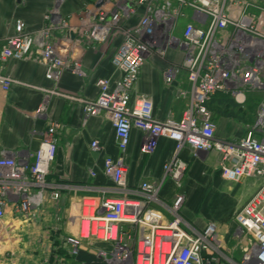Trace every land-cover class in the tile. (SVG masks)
<instances>
[{
	"label": "built area",
	"instance_id": "1",
	"mask_svg": "<svg viewBox=\"0 0 264 264\" xmlns=\"http://www.w3.org/2000/svg\"><path fill=\"white\" fill-rule=\"evenodd\" d=\"M62 1L54 0L52 10L43 16V26L34 32L26 31L25 23L15 19L13 33L0 47V60L32 59L44 67V78L54 85L65 71L82 76L79 61L66 58L51 41L53 29L70 30L69 19L58 12ZM89 1L105 3L74 35L92 48L118 37L110 63L119 78L113 84L97 79L94 100H69L80 103L85 118L103 114L110 120L121 154L127 148L131 129L146 134L140 154H151L158 137L174 142L175 154L163 164L160 180L141 182L137 189L126 185L122 155L115 160L104 158L103 173L114 193L121 196L82 200L80 233L64 238L65 254L74 259L83 242H102L110 250H99L96 256L105 264H128L132 260L128 247L131 236L124 228L129 227L141 233L132 264H217L220 242L216 225L208 223L197 231L180 216L184 195L179 189L187 167L180 152L188 147L194 152H218L219 171L226 181L261 180L233 221L236 232L248 241L241 264H264V100L256 110L254 123L237 141L215 136L206 106L217 93L230 95L239 105L244 102L243 91L264 94V0H83L84 4ZM159 32L161 37L156 39ZM172 48L182 53V60L178 66L165 68L163 80L170 84L180 69L185 70L189 88L178 95L188 102L180 119L158 121L152 113L151 99L142 94L133 96V90L147 58H165ZM11 84L12 79L0 68L1 91L7 92ZM46 111L43 102L35 114L44 116ZM58 129L56 122L48 123L32 160L0 150V220L8 203L13 214L27 215L41 204L46 193L50 199L58 198V192L46 181L55 157ZM256 132L260 139L254 137ZM90 149L98 151L99 142L93 140ZM165 179L177 190L167 206L172 217L168 224H162L161 214L151 207L159 204ZM40 264H51L49 256Z\"/></svg>",
	"mask_w": 264,
	"mask_h": 264
},
{
	"label": "crops",
	"instance_id": "2",
	"mask_svg": "<svg viewBox=\"0 0 264 264\" xmlns=\"http://www.w3.org/2000/svg\"><path fill=\"white\" fill-rule=\"evenodd\" d=\"M101 3L63 0L58 6L60 16L69 19L70 30L53 29L51 41L66 58L79 61L82 76L65 71L59 83L54 85L44 78V67L32 59L0 60L2 74L12 79L7 92L0 89V150L19 153L32 160L48 123L59 124L55 157L46 177L47 183L58 192V198L50 199L46 193L41 204L27 215L13 214L10 203L5 206L0 220V264H40L47 255L51 264H77L65 254L64 238L80 233L78 216L82 200L121 196L114 193L111 181L103 173L104 158L115 160L122 155L126 185L137 189L141 182L160 180L163 164L175 154L174 143L166 137L156 139L151 154H140L139 148L146 134L137 129L130 130L127 148L121 154L115 144L110 120L103 114L85 118L80 103L68 98L94 100L98 95L97 79H108L113 84L119 78L110 63L120 41L118 37L92 48L77 41L74 35L78 28L94 19ZM53 7L54 0H0V47L13 33L15 19L25 23L26 31L34 32L41 29L43 16ZM181 60L182 53L172 48L165 58L149 56L140 69L133 96L149 97L153 116L158 121L166 118L178 120L186 109L187 98L178 95L179 91L189 88L185 70L180 69L170 84L163 80L165 68L178 66ZM220 94L211 103L214 109L226 99ZM242 94L244 102L254 95H264L256 91H243ZM43 102H46V115L37 116L35 111ZM244 102L241 106L231 100L230 112L212 116L217 138L237 141L246 128L252 126L253 121L238 112ZM229 113L233 116H226ZM254 137L261 138L258 132ZM93 140L99 142L98 151L90 149ZM180 157L187 164L179 189L184 195L181 218L197 231L203 230L208 223L215 224L222 240H226L229 234L233 236L236 230L234 214L256 192L261 180H224L218 166L220 155L216 151L194 152L185 147ZM176 191L172 182L165 179L158 195L159 204L151 205L161 214L162 224H168L172 219L167 206ZM125 230L130 236L140 233L137 228L126 227ZM96 243L98 247L108 246L102 242H83L80 250L94 256L99 250H109L95 247Z\"/></svg>",
	"mask_w": 264,
	"mask_h": 264
},
{
	"label": "rangeland",
	"instance_id": "3",
	"mask_svg": "<svg viewBox=\"0 0 264 264\" xmlns=\"http://www.w3.org/2000/svg\"><path fill=\"white\" fill-rule=\"evenodd\" d=\"M177 35H178V32H177ZM220 95L226 96V97L223 96L224 98H226L225 100H230V101L232 100L233 102H235L234 99L228 94H220ZM263 100H264V95H254L252 97L247 98V100L244 102L243 108L238 110V112L240 111L239 114L242 115L245 119H251L254 123L256 110L259 104ZM218 115H219V111L217 109L216 110L214 109L212 116L217 117ZM124 231H125V228H124ZM140 235L141 233H139V235H136V234L131 235V242L129 243L128 247H129V251L131 252L132 262H129L128 264H132L134 262L133 257L135 254V243ZM218 239L220 242V247H219V255H218L219 262L217 264H241L242 258L244 256L245 246L248 241L246 239L244 240V238H242V236L238 232H236V230L234 231L233 236L229 234L226 240L225 239L222 240L220 238V235H218ZM94 245L95 247H98L97 243ZM98 248L110 250V247L107 245L104 247H98Z\"/></svg>",
	"mask_w": 264,
	"mask_h": 264
},
{
	"label": "trees",
	"instance_id": "4",
	"mask_svg": "<svg viewBox=\"0 0 264 264\" xmlns=\"http://www.w3.org/2000/svg\"><path fill=\"white\" fill-rule=\"evenodd\" d=\"M218 95L215 94L214 96H212L210 98V100L206 103L207 109L213 113L214 108L212 107L211 103L214 100V97ZM230 100H225L224 102H220L222 103L221 105H215V109H217L220 113H223L224 111H229L231 106L229 105ZM222 110V112L219 110ZM211 113V116H212ZM225 113V112H224ZM226 116H233L231 113L227 114ZM75 262L77 264H105L101 259L97 258L96 256L92 255L91 253H88L87 251H83V250H79L78 254L76 255V257L74 258Z\"/></svg>",
	"mask_w": 264,
	"mask_h": 264
},
{
	"label": "bare ground",
	"instance_id": "5",
	"mask_svg": "<svg viewBox=\"0 0 264 264\" xmlns=\"http://www.w3.org/2000/svg\"><path fill=\"white\" fill-rule=\"evenodd\" d=\"M156 35H157V36H156V39L158 38V36L161 37V33H160V32H159V34L156 33ZM153 38H154V37H153ZM154 39H155V38H154ZM158 138H160V137H158ZM158 138H157V139H158ZM129 262H130V261H129ZM131 262H132V260H131Z\"/></svg>",
	"mask_w": 264,
	"mask_h": 264
}]
</instances>
